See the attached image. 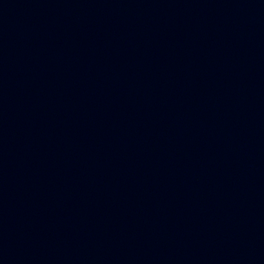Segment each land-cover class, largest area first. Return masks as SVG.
I'll return each instance as SVG.
<instances>
[{
    "label": "water",
    "instance_id": "1",
    "mask_svg": "<svg viewBox=\"0 0 264 264\" xmlns=\"http://www.w3.org/2000/svg\"><path fill=\"white\" fill-rule=\"evenodd\" d=\"M195 166L264 236V0H74Z\"/></svg>",
    "mask_w": 264,
    "mask_h": 264
}]
</instances>
